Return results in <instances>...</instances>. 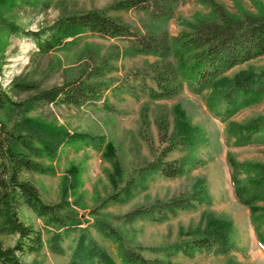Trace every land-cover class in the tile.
<instances>
[{
	"label": "trees",
	"instance_id": "obj_1",
	"mask_svg": "<svg viewBox=\"0 0 264 264\" xmlns=\"http://www.w3.org/2000/svg\"><path fill=\"white\" fill-rule=\"evenodd\" d=\"M184 0H118L105 9L71 13L60 17L47 30L32 32L42 53L65 50L75 43L79 35L89 33L108 40L126 43L127 52L133 55H150L156 61L147 64L134 82H115L107 78L112 60L120 57L119 46L108 55L97 59L90 55L83 72L59 86L41 88L27 80L15 81L11 91L25 95L15 101L0 85V237H16L12 247L0 242V264H22L21 256L38 253L43 247V237L32 225L22 221L20 210L25 207L44 222L51 234L48 246L57 255L63 253L62 243L77 233L78 239L70 264H165V260L145 258L138 247L125 242L118 227L100 213L108 204H117L130 195L135 181L153 176L175 179L187 166L199 161L192 157L202 143L203 129L188 124L182 117L171 127V113L160 111L156 118L158 140L161 147L153 159L131 177L120 191L112 193L90 212V219L81 218L74 210H65L60 204H47L37 187L26 175L45 173L40 162L52 158L64 143L85 142L96 149L102 141L80 134L44 125L27 117L34 109L48 105L82 107L100 102L104 93L112 90L138 98L153 100L175 98L186 88L194 94H206V106L217 118L228 122L226 139L234 146H244L254 140L264 142V116L258 115L243 123L231 119L240 111L258 105L264 99V68L240 71L232 77L228 73L242 65L264 56V10L236 16L215 0H204L213 9V19H200L189 31L171 36L168 32L140 31L111 13L137 11L152 20L173 18L176 7ZM0 26L16 33L17 27L0 20ZM2 66L0 62V74ZM185 154L171 158L173 154ZM231 182L236 199L251 212V224L260 247L264 250V165L239 164L229 158ZM244 177V178H243ZM134 183V185H133ZM206 183L199 180L189 194L165 201L145 203L128 211L123 218L132 222L148 219L164 222L178 213H189L207 201ZM184 241L154 250L166 258L174 253L194 255L210 252L230 256L232 225L225 221H209L206 228ZM94 230L117 245L120 263L109 255L93 237ZM226 264H238L235 260Z\"/></svg>",
	"mask_w": 264,
	"mask_h": 264
},
{
	"label": "rangeland",
	"instance_id": "obj_2",
	"mask_svg": "<svg viewBox=\"0 0 264 264\" xmlns=\"http://www.w3.org/2000/svg\"><path fill=\"white\" fill-rule=\"evenodd\" d=\"M118 0H0V20L12 23L17 32L11 33L0 26V85L15 101L25 95L11 91L15 81L27 80L41 88L59 86L80 75L90 55L100 59L119 46L120 57L112 60L106 75L117 82L133 83L134 75L142 73L147 64L156 61L150 55H133L126 50V43L108 40L83 33L65 50L42 53L32 32L47 30L60 17L71 13H83L105 9ZM229 13L241 16L245 12L258 14L264 10V0H215ZM140 31L168 32L171 36L189 31L200 19H213V9L204 0H184L169 20H152L142 12L111 13ZM264 56L235 68L234 74L263 69ZM206 94H194L186 88L171 99L153 100L140 95L134 98L127 93L108 90L97 104L72 107L48 105L32 110L27 117L44 127L63 129L69 135L94 137L102 141L96 149L85 142L64 143L52 158L41 159L47 168L45 173H30L26 177L37 187L47 204H60L74 210L81 218L90 219V212L101 205L112 193L120 191L135 176L161 145L158 140L156 118L160 111L171 113L174 127L183 118L191 126L204 131L202 143L192 157L199 163L187 166L175 179L153 176L135 181L131 193L117 204L108 203L100 213L118 227L125 242L138 250L145 258L165 260V264H226L231 260L238 264H264V250L260 247L251 224V212L234 195L229 158L239 164L264 165V142L254 140L244 146H234L226 139L228 122L215 117L206 106ZM258 115L264 116V99L258 105L246 108L232 117L235 123H243ZM184 154H173L180 158ZM244 178V177H243ZM206 183V202L189 213H178L164 222L148 219L126 221L123 216L138 205L165 201L189 194L197 181ZM133 183V185H134ZM264 209V202L258 204ZM20 218L42 233L43 247L35 254L21 256L22 264H70L78 234L71 235L62 243L63 253L54 254L48 242L51 234L42 219L23 207ZM225 221L232 225L230 256L196 252L194 255L174 253L166 258L154 250L171 246L195 235L206 228L209 221ZM94 239L104 247L117 263H120L117 245L91 230ZM16 237H0L4 247H12Z\"/></svg>",
	"mask_w": 264,
	"mask_h": 264
}]
</instances>
